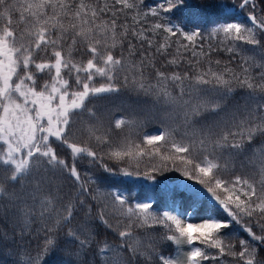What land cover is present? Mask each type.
Wrapping results in <instances>:
<instances>
[{
  "label": "snow or ice",
  "instance_id": "6c2138e0",
  "mask_svg": "<svg viewBox=\"0 0 264 264\" xmlns=\"http://www.w3.org/2000/svg\"><path fill=\"white\" fill-rule=\"evenodd\" d=\"M256 7L0 0V254L11 264H264ZM220 52L227 61L213 59ZM143 98L161 109L151 133H142ZM165 171L186 179L154 175ZM138 180L150 183L142 199ZM234 226L248 238L233 242ZM61 252L71 259H49Z\"/></svg>",
  "mask_w": 264,
  "mask_h": 264
},
{
  "label": "trees",
  "instance_id": "16d2710c",
  "mask_svg": "<svg viewBox=\"0 0 264 264\" xmlns=\"http://www.w3.org/2000/svg\"><path fill=\"white\" fill-rule=\"evenodd\" d=\"M226 2L231 4L233 2V0H226ZM156 3H157V0H146V4H148V5H155ZM237 3H238V0H237ZM255 3L257 5V7L254 9V14L258 18L264 17V2H262V0H255ZM239 18L245 19L246 13L241 12V10H240ZM209 42H211L213 44V46H215L218 41L216 39H211L210 41H206L205 42V48H207ZM245 47H250V46H245ZM217 55L219 57L223 58L225 61L228 60V55L225 52H220L219 54L214 55L213 59L217 58ZM249 55H251V53H249ZM232 66H235V65L233 64ZM172 70L183 71V65L180 68H175V69L170 68L169 69V71H172ZM171 90H172L174 95L177 94V89L172 88ZM241 96H243V92L241 90L237 89L236 92L234 93V99L236 101H239V103L243 104V100L240 99ZM143 99H147L148 103L143 105L144 111L142 113H140V115H139V118L142 119L144 121V124H145L144 128L142 129V133L143 132L151 133V132L155 131L157 128L161 127V125L159 123V115H160L161 109L160 108H153L151 98H143ZM168 111L171 112L172 109L169 108ZM122 115H125V113L117 111L113 114V118H119ZM174 120L176 123L181 122L182 117L179 113V110H177L174 113ZM254 143L257 146H259L261 143H264V141H255ZM161 152L163 153L164 149H161ZM241 160H243V157H240L237 160L238 170H239V163ZM106 162L109 164V166H114V164H115L114 161H110V160H106ZM147 163H148L147 158H145L144 163L141 164V171L144 170L145 164H147ZM156 163H159V161L157 160ZM168 163H169V166L171 167V162L169 161ZM81 171L82 172L83 171H92L93 174L98 176V177L103 175V172L101 169L94 168L93 166L89 165L87 162L81 163ZM244 171H248V169H244ZM154 175L163 176V177L167 178L168 183H178V182L183 183L186 179V178L182 177L179 172H175V171H165L163 173H154ZM66 183L68 185H70V182H66ZM142 188L145 191H147L150 188V183L146 182V181H142V180H138V181L134 182L133 194L138 199L143 198V192L141 191ZM65 191H69V188L66 187ZM157 210H160V208H157ZM163 210H168V209H163ZM33 227L35 228V227H37V225L34 224ZM254 230L259 232L258 228H254ZM233 233H234L233 242H236V239H238V238H248L247 234L242 232L239 226H234ZM109 238L114 239V237H109ZM61 244H63V241H61ZM35 245H36V242L33 241L32 242V248L33 249H35ZM164 247L166 248L168 253H172L175 250L174 246L171 243L164 245ZM49 259L52 261H58L60 259L69 260V259H71V257H69L65 253L61 252V253L53 254V256L50 257ZM4 261H7V264H11V259L9 257L4 256L3 254H0V262H4Z\"/></svg>",
  "mask_w": 264,
  "mask_h": 264
},
{
  "label": "rangeland",
  "instance_id": "374dc122",
  "mask_svg": "<svg viewBox=\"0 0 264 264\" xmlns=\"http://www.w3.org/2000/svg\"><path fill=\"white\" fill-rule=\"evenodd\" d=\"M170 185H174V184H181L180 182H178V183H169Z\"/></svg>",
  "mask_w": 264,
  "mask_h": 264
},
{
  "label": "water",
  "instance_id": "95a60500",
  "mask_svg": "<svg viewBox=\"0 0 264 264\" xmlns=\"http://www.w3.org/2000/svg\"><path fill=\"white\" fill-rule=\"evenodd\" d=\"M236 11H237L238 13H240V9H239V8H237Z\"/></svg>",
  "mask_w": 264,
  "mask_h": 264
}]
</instances>
